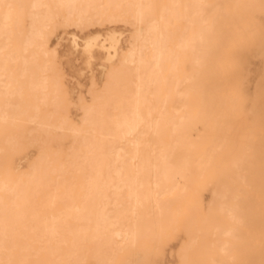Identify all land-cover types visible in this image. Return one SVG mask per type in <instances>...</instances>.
Here are the masks:
<instances>
[{
    "label": "bare ground",
    "instance_id": "bare-ground-1",
    "mask_svg": "<svg viewBox=\"0 0 264 264\" xmlns=\"http://www.w3.org/2000/svg\"><path fill=\"white\" fill-rule=\"evenodd\" d=\"M0 264H264V0H0Z\"/></svg>",
    "mask_w": 264,
    "mask_h": 264
}]
</instances>
